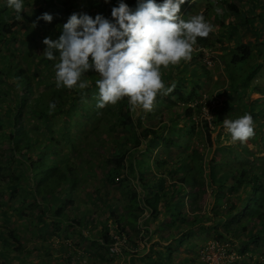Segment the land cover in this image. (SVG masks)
<instances>
[{
    "label": "trees",
    "instance_id": "trees-1",
    "mask_svg": "<svg viewBox=\"0 0 264 264\" xmlns=\"http://www.w3.org/2000/svg\"><path fill=\"white\" fill-rule=\"evenodd\" d=\"M93 2L90 4L92 9L97 7L100 9V15L112 20L111 10L117 7L121 0H114L108 4L102 1L101 6L99 4L97 6L98 1L95 4ZM123 2H127L126 4L135 10L140 0H123ZM157 2L160 3L162 0ZM189 2L190 0H187L185 4ZM45 4L47 7L40 8L34 19L27 20V24L17 20L9 24L6 17L4 19L0 17V103H4L6 107L5 113L1 114L0 111V219L2 220L0 234L6 235L11 240L9 244L16 256L11 259L12 264H20L21 259L17 254L26 252L24 239L18 230L17 222L13 219L15 216L13 213L20 212L25 217L32 216L38 220L40 224L38 233L43 238L50 233L55 234L50 231L53 227L57 232L73 228L77 230L78 239L86 242L90 240L92 245L99 241L100 249L109 252L110 245L114 243V236H123L127 234L128 228L139 225L146 211L150 212L152 218H157L163 206H172L178 193L185 189L191 194L189 196L191 200L196 202V198L202 197L200 194L208 188L207 182L211 179H214V187L218 191L217 201L222 199V203H227V207L225 206L227 209L224 208L227 213L215 210L211 217H205L204 214L197 213L204 210L203 206H200L196 209V216L192 217L190 226L185 227L183 224L185 231L188 227L213 222L210 229L215 231L217 239L222 241L226 240L227 236L244 238L253 231L254 233L263 231L264 171L255 172V167L246 159L245 165L234 170L225 169L230 163L222 159L216 163L224 166V173L229 176L227 180L216 177L215 169L211 175L209 171L206 173L207 162H211L213 166L217 158V152L211 151L214 143L212 135L215 131L211 126L212 124L217 126V115L227 111V108L221 107L216 111L213 109L212 114L216 116L210 125L208 121L198 117L202 111L200 105L190 106L196 103L198 97L196 85L187 91L184 82H173L175 87L172 93L169 96L158 95L155 105L162 104L169 109L170 106L184 104L181 108L182 113L175 116L166 110L160 116L159 125L155 126L146 120V112L138 110L133 114L128 107L127 98L114 106L109 105L98 110L96 104L99 90L95 81L99 77L93 73L85 78L91 85L87 89L57 88L54 73L56 61L48 60L43 56L46 45L38 53L35 50L34 54H31L33 53L31 43L38 40L32 25L39 21L41 24H49L38 19L49 10H51L49 14L55 18V23L59 24L63 21V14L69 19L73 13H84L89 3H81L78 0H46ZM230 7L232 10H239L238 6L233 4ZM1 8L6 6L1 4ZM91 8L88 10L90 11ZM84 14L92 15L91 12ZM217 20L216 31L220 32L224 19ZM214 34H210L207 38H198L197 49L214 46L216 43L212 38ZM60 35L62 33H59L55 40ZM18 42L23 47L30 45L31 49L16 50L14 45ZM246 49L247 55L244 56L238 51L239 55L233 58L234 63L251 57L250 48ZM194 53L196 56L192 60L203 56L201 51ZM35 60L37 65L31 71L21 64L32 63ZM167 72H163L164 78L167 77ZM169 78L171 76H168ZM168 79L166 78L167 82ZM203 81L204 78L200 75L198 82ZM166 86L171 85L169 83ZM90 89L93 91L90 92ZM173 98H176V101ZM50 102L56 104L55 110L51 113ZM55 116L62 117L65 123L63 135L65 141L70 142V157L63 152L61 142L56 139L59 132L52 129L51 121ZM85 127L92 129L91 134H85ZM122 131L130 132L133 138H124L119 134ZM83 132V137L89 141L86 145H91L95 152L89 151L87 147L83 149L81 144L82 149L79 147L78 139ZM185 132L187 136L198 137V149L192 147L194 142L191 139L183 148L192 149V156L198 155L197 158L201 163L203 162V166L197 173L190 170L184 172V175L176 171L168 174L169 168H167L159 175L160 183L148 187L151 181L140 172L137 158L131 156V153L139 150L153 151L159 146L173 148L177 143L180 145L179 142ZM105 143L108 144L106 148H104ZM218 146V150L226 149L222 146V142ZM227 148L233 150L231 146ZM246 152L251 154L249 150ZM82 155L87 156L89 164L95 170V177L101 181L102 186L90 187L86 178L81 181L77 167L70 158L78 160ZM154 176L157 179L158 174L155 173ZM168 178L172 181L169 182ZM239 191H245L243 193L245 197L243 194L237 196ZM150 194L152 198H147ZM78 196L87 199L89 197L96 208H99V204L103 205L108 212L106 215L112 218L114 229H110L109 226L102 228L96 237L98 239L94 241L85 236L83 231L87 227V222L85 223L84 216L89 218V223L92 220L93 228L101 227V222L98 221L101 216L96 220L86 209H84L86 215H79L84 205L76 203ZM93 196L95 199L92 198ZM111 199H116L117 202L113 204ZM11 201L16 202L17 208L11 205ZM25 204H28L27 210H22ZM12 209L14 212L10 213ZM240 214H243L242 217H239ZM109 218L107 220H110ZM221 224L224 228L222 231ZM259 224H261L260 229H258ZM0 255L5 257L3 253Z\"/></svg>",
    "mask_w": 264,
    "mask_h": 264
},
{
    "label": "rangeland",
    "instance_id": "rangeland-1",
    "mask_svg": "<svg viewBox=\"0 0 264 264\" xmlns=\"http://www.w3.org/2000/svg\"><path fill=\"white\" fill-rule=\"evenodd\" d=\"M46 0H23V10L21 13V16L23 19L18 20L17 14L13 9H10L7 7V3L3 0H0V5L4 4L6 8L0 9V17L1 19H8L7 21L9 24H12L13 22L22 21L23 24H27L28 19H34L37 15L36 12L43 8L45 9L47 6L45 4ZM94 1V2H93ZM98 1V4L101 6L102 1L105 3H111L114 0H110V2H106V0H78V2L81 3H89V7H86V11L84 13L91 12L93 18H95L96 15L100 13V9L97 7L91 8V3L93 4ZM126 1V0H125ZM128 2V1H127ZM126 2V3H127ZM260 2H263L261 4ZM256 8L260 7L262 11V16H258L259 19H264V0H257ZM260 4V5H259ZM128 5V4H127ZM254 5V4H253ZM129 6V5H128ZM194 6L185 9V7L181 6V13L180 15L187 19L192 13V8ZM206 6H199L200 11L204 9ZM215 8V6H211ZM89 8L90 11L88 10ZM130 8V6H129ZM197 8H194V11H196ZM252 9V8H251ZM51 10L45 13H50ZM43 13V12H42ZM208 12H204L205 15H209ZM63 14V13H62ZM100 15V14H99ZM251 15V14H249ZM248 15V16H249ZM39 19V18H38ZM55 18L53 17V21L47 25L39 23H35L36 27L33 28L35 31L36 36L38 37L37 42H30L32 45V52L31 54H34L35 50H37V53L43 49L45 46L43 44V40L45 38H51L55 40L57 36H59V33H62L63 25L67 22L68 18L65 17V14H63V21L59 24L55 23ZM223 20V19H222ZM236 22H240L239 20L235 19ZM245 20V19H244ZM214 22H217V20H214ZM225 21V20H224ZM233 19H226L227 26H224V31H221V34H227L230 36V33H227L225 31L229 30L232 32V35L230 37L231 44L228 45L227 43H223V41L219 40L216 41L215 45L210 47L208 49L210 56L212 58V66L207 67L205 69H202L201 65L199 64L200 60L197 59L195 62L190 61L187 63L181 62L179 65L176 66H170L168 69H161L162 71V78L165 82V84L172 85L173 82H184L185 86L187 87V91H190L191 88L196 85L198 89V97L196 98V102L198 105L205 107L211 111L215 107V111L220 109L221 107H226L228 109L227 117L228 119H236L240 116L244 115L245 113H250L254 119V128H255V135L250 138L246 143H240L235 142L233 143L231 141L230 134L227 133L226 129L223 127V121H224V112H220L219 115H217L218 124L217 126H213L212 119H208L207 116L199 115L202 120L208 121L211 126V129H215L212 135V139L218 141H214L212 145L211 151L213 153L217 154V158H215V163L213 166L211 165V162H207L206 164V173L209 171L210 175L211 172H214V169L216 170L215 176L222 178V180H227L228 175L224 173L225 169L234 170L239 166L245 165V159L250 161L252 166L255 167L254 171L259 172L260 170L264 171V35H259L257 40L252 43L251 45L247 44L246 42L249 41V36L245 34V27L243 26H237L236 23L232 24ZM251 21V19H250ZM246 22V20H245ZM239 24V23H238ZM260 26V25H259ZM236 28H239L236 30ZM254 30V29H253ZM258 30H260L258 28ZM225 35L223 37V40L225 41ZM226 35V36H227ZM219 36V35H218ZM221 36V35H220ZM243 37V41H240L237 43L238 38ZM229 40V37L227 38ZM29 43V44H30ZM232 44L238 45L239 48H242L243 50H238L242 56L247 55L245 52H247L246 48H250V56L248 59H245L244 61H239L238 63H234L233 60H230L233 58V55L235 52L229 53L226 55L227 61L224 60L223 53H227V49L232 51ZM239 44H241L239 46ZM15 46V49L18 51L21 50H30L31 46H25L23 47L21 43H17ZM212 48V49H211ZM6 52V51H5ZM36 53V54H37ZM236 55H239L238 52H236ZM24 56V55H23ZM196 56L195 53H193V58ZM223 59V60H222ZM229 64V69L227 64ZM25 69L31 71L35 69V66L37 65V60L32 61V63H21ZM205 64V62H204ZM223 65L225 66V70L223 69ZM17 66V65H16ZM168 71L166 73L167 77L164 78L163 72ZM94 74L97 76L95 71H89L86 73L85 78H87L90 74ZM232 75V79H230V75ZM200 75L203 76L204 81L198 82ZM168 76H171V78L168 79ZM168 79V82L166 80ZM233 80L235 81V84L240 83L238 86H235ZM232 81V84H231ZM93 90L90 89V92ZM255 91H260L261 94L254 93ZM263 92V93H262ZM172 93V92H171ZM170 93V94H171ZM170 94H167L169 96ZM174 101H176V98H173ZM234 101V102H233ZM89 104H91L89 102ZM184 104L177 105V106H170L169 109L167 107L161 105H155L153 110L150 112H146V120L150 124H154L155 126L159 125L160 122V116L161 114L167 110L171 115H179L182 113L181 108H183ZM217 105L219 107L217 108ZM99 110V109H98ZM0 111L1 114L6 112L5 104L0 103ZM198 114V113H197ZM200 114V113H199ZM216 115H214L215 118ZM197 117V116H196ZM207 119V120H206ZM52 129L55 131H58L59 133L56 136V139L59 140L63 147V152L67 154L70 157V142L65 141V135L63 133L65 132V123L63 122L62 117L55 116L52 119ZM75 122V121H74ZM204 124V123H203ZM261 125V127H260ZM91 128L85 127V134H91ZM129 131V130H128ZM120 132L119 134L123 135L124 138H133L131 136L130 132ZM132 131V130H131ZM125 133V134H123ZM184 133V132H183ZM84 132L82 133L80 139H78V145L80 147V144L82 145L83 149H87L89 151L95 152L91 147V145H86L87 139L83 137ZM70 138H73L70 136ZM198 138V137H197ZM197 138H195L193 135L187 136V132H185V135L181 138V141L179 142L180 145L175 144L173 148H162L161 146L156 147L153 151L148 150H139L134 151L131 153V156H135L137 158L138 162V169L140 172L151 181L148 187H154L156 183H160L158 180L159 175L167 168H169L168 174L172 173L173 171L181 173L180 175H184V172L192 171L194 173H197L199 169L203 166V162L201 163L200 160L197 158L198 155H193L192 149L191 150H185L183 147L186 145L188 141H193V146L195 149H198L197 146ZM191 139V140H189ZM73 141V140H72ZM89 142V141H88ZM222 142V146L226 147L224 150H218L219 146L218 144ZM107 143H105L104 148L107 147ZM221 146V147H222ZM233 147V150L228 149L227 147ZM87 147V148H85ZM98 146L95 147L97 149ZM81 148V147H80ZM81 148V149H82ZM249 150L251 154H248L246 150ZM85 153V150L83 151ZM105 155V154H104ZM103 155V156H104ZM72 157V156H71ZM211 161V158L208 157ZM71 162L77 167V173L80 176L81 181L83 179H87L89 181L90 187H95L96 185L102 186L101 181L97 180L95 177V170L92 168V166L88 162V158L85 155H82L79 157L78 160H75L73 158H70ZM224 160L229 165L224 166L221 164H217L216 161L218 160ZM211 165V166H210ZM210 166V167H209ZM89 167V168H88ZM158 174L157 179L155 178L154 174ZM209 175V177H210ZM214 176V177H215ZM180 177V176H178ZM169 179V178H168ZM172 180L169 179V182ZM171 183H169L170 185ZM208 188L205 190V192H202L200 195L202 197L196 198L197 203L200 206H203L204 210L202 211L205 217H211L212 214H214L215 210L217 211H225L227 208V203L223 202L222 199L220 201H217V197H219L217 189L215 186L214 179H211L207 182ZM79 188H81L79 184ZM190 189V186H189ZM80 191V189H79ZM227 191V190H225ZM102 192L105 193L104 189H102ZM245 193V191H239L237 196L242 195ZM149 194V193H148ZM169 195L171 193H168ZM176 200L173 202L172 206L165 207L162 211V216L166 212L171 213H178L180 214V217L183 213L186 212L184 208L187 205V202H192L191 197H189L191 194L187 192V189L182 190L178 193ZM70 195H73L70 193ZM230 198V196H227V198ZM243 197L245 195L243 194ZM95 199V197H92ZM113 198V197H112ZM147 198H152L151 194L147 196ZM7 200V198H6ZM112 203L115 204L117 201L116 199H111ZM226 200V199H225ZM76 203H81L84 205L82 210L79 211V215H86L84 212V209L88 210L91 215L94 214L97 219V215L99 212L101 213V219L98 220L101 222V228H105L107 226L112 227L113 222L112 218L106 214L108 212L105 211V208L103 205L99 204V208H96L91 202L88 197H82L78 196L76 199ZM180 203V205H178ZM19 204V203H18ZM11 205H13L14 208H17L16 202L11 201ZM21 205V204H20ZM28 204H25L22 207V210H27L26 206ZM208 205V206H207ZM216 206L214 209H210L212 206ZM162 206V204H161ZM226 206V207H225ZM209 207V209H208ZM226 208V209H224ZM14 210H10V213H13ZM205 212V213H204ZM53 213V211H51ZM146 213V212H145ZM225 213H227L225 211ZM14 220L18 224V230L21 232L23 239H24V247H26V252H22L18 255V258H20L21 264H36V261H39V264H57L58 261L61 258H55V255H59V253H55L51 251V245H47V241L50 238H53L54 235L51 233L47 235L46 238L42 239L39 235V227L40 224H38V220L34 219L32 216L25 217L20 212L18 214L13 213ZM243 214H240L239 217H242ZM81 216V217H83ZM99 218V217H98ZM109 218L110 220H107ZM87 223V230H93L94 228L90 226L92 224V220L89 223V218L85 217L83 218ZM227 218H224L226 220ZM107 220V221H106ZM221 222V218L219 219ZM2 220L0 219V223ZM213 224L207 223V225H203L200 230L193 231L192 234L189 236L190 241H186L184 237L185 235L182 234L183 238L181 243L182 248H179L175 254V259L171 262V264H208L207 261L205 262L204 259H202V256H195L194 253H199V250L201 247H203V242L205 240L207 242L210 241H217L222 247L221 252L219 254L223 253V257H218V263L215 264H264V230L258 231V233L251 232L248 237L244 238H237L236 236H227L226 240H219L216 237V232L210 229V227ZM201 226V225H200ZM90 227V228H89ZM185 227L186 224H185ZM261 224L258 225V229H260ZM191 228V227H190ZM224 228L222 224L220 225V230L222 231ZM101 229L98 228L97 232H99ZM193 233H196L193 237ZM254 233V234H253ZM93 234V232H91ZM258 237V239L256 238ZM205 240H201V239ZM54 239V238H53ZM9 238L6 235L0 234V253H3L4 256L0 255V264H12V260L15 256V253L13 252L12 247L9 244ZM186 241V242H184ZM192 241L196 242L198 244L197 247L190 246L192 244ZM49 242V241H48ZM204 245H207V243ZM191 247L192 252H190L189 248ZM186 249V250H183ZM189 249V250H188ZM194 252V253H193ZM8 254V256L6 255ZM20 256V257H19ZM16 257V256H15ZM111 257V256H110ZM200 258V259H199ZM116 259V256L112 259V263L114 264H125L123 259H120L118 262L114 261ZM189 262V263H187Z\"/></svg>",
    "mask_w": 264,
    "mask_h": 264
},
{
    "label": "clouds",
    "instance_id": "clouds-1",
    "mask_svg": "<svg viewBox=\"0 0 264 264\" xmlns=\"http://www.w3.org/2000/svg\"><path fill=\"white\" fill-rule=\"evenodd\" d=\"M216 1L222 3V0ZM186 2L140 0L133 10L121 0L111 10L112 20L99 14L93 18L88 14L73 13L63 25L62 35L58 39L43 40L46 45L43 56L56 61V87L87 89L91 85L85 79V74L94 70L99 77L95 81L99 90L96 104L98 109L114 106L127 98L133 114L138 110L152 111L158 95L170 94L175 87L174 83L166 86L162 68L168 69L181 62H195L192 60L193 53L200 51L203 53L202 58H199L202 69L213 64L208 51L210 47L197 49V44L198 38H207L216 31L218 20L213 24L206 19L207 15L199 9V6H206L203 0ZM6 3L8 8L16 12L18 20L23 19V0H6ZM209 4L215 6L213 9L216 14H222L221 5L214 4V1H209ZM181 6L185 9L194 6L189 18L180 15ZM194 8H197L196 11ZM39 19L51 23L53 16L45 13ZM32 26L35 28L36 24ZM235 55L236 52L233 58ZM207 57L211 64L207 63ZM228 75L232 79V75ZM254 93L261 94L260 91ZM195 104L197 102L190 106ZM55 108V102H50V113ZM223 127L233 143H246L255 135L254 119L250 113L236 119L226 118ZM120 237L127 238V235Z\"/></svg>",
    "mask_w": 264,
    "mask_h": 264
},
{
    "label": "crops",
    "instance_id": "crops-1",
    "mask_svg": "<svg viewBox=\"0 0 264 264\" xmlns=\"http://www.w3.org/2000/svg\"><path fill=\"white\" fill-rule=\"evenodd\" d=\"M204 5L206 7L202 9V13L208 12L209 15H207L206 19L210 20L214 24V20L217 19H224V23L222 24L221 31H224V26H227L226 19H233L232 24L236 23L237 26H243L245 27V34H247L250 38L249 41L246 43L251 45L254 43L258 38L259 35H264V19H259L258 16H262V11L260 7L256 8L257 0H222V3H218L216 0H203ZM209 1H214V4L221 5L222 8V14L218 15L215 13L213 7H211V4H209ZM263 4V2H260ZM233 4L234 6H238L239 10H232L230 5ZM254 4V5H253ZM260 5V4H259ZM252 8V9H251ZM210 9V10H209ZM207 13V14H208ZM251 14V15H249ZM249 15V16H248ZM239 20L240 22H236V20ZM246 22H245V20ZM251 19V21H250ZM256 25V26H255ZM260 25V26H259ZM218 27V26H217ZM228 27V26H227ZM258 28L260 30H258ZM239 28H236L238 30ZM254 29V30H253ZM221 31H216L215 34L212 36L214 39L213 41H223V43H227L228 45L231 44V35L232 32L227 30L225 32L230 33L229 35H225V41L223 40L224 35L221 34ZM219 35V36H218ZM221 35V36H220ZM229 37V40L227 39ZM237 43L240 41H243V37L238 38ZM241 44H239L240 46ZM227 53H223L224 60L227 61L226 55L232 52H238L239 47L238 45L232 44V51L227 49ZM233 55V53H232ZM222 59V60H223ZM231 60V59H230ZM229 69V64L226 63ZM223 69L225 70V66L223 65ZM263 93V92H262ZM234 102V101H233ZM224 112V111H222ZM224 120L227 117L228 109L224 112ZM218 141V139L213 140ZM224 146V145H223ZM193 201V200H191ZM180 205V203H178ZM208 206V205H207ZM199 204L197 201L193 202H187L186 207L184 210H186L185 213H183L180 217V214L178 213H171L166 212L162 216V211L165 208L161 209L160 215L157 218H152L150 212L146 211L144 218L141 220L139 225H136L132 228H128L126 230L127 232V244L126 246L121 250V252L116 255V259L114 261H119L120 259L124 260L125 264H171V262L175 259V254L179 248H182L179 243L183 242L182 239L184 234V237L186 241H190L189 236L192 234L193 231H198L201 228L203 229L202 225L199 224L195 227H188V229L185 231L183 228V224H186V226H190L193 216H196V209H198ZM216 206H212L210 209H214ZM205 208V207H204ZM209 209V207H208ZM209 209V210H210ZM215 210V209H214ZM199 214H203V212H198ZM205 213V212H204ZM213 215V214H212ZM94 216V214H93ZM101 216V213L94 218L98 220ZM99 217V218H98ZM184 218H186V221ZM86 223V221H85ZM209 223L210 225L213 224V222H205L203 225H207ZM201 225V226H200ZM92 226V224H90ZM90 228V227H89ZM104 228V227H103ZM98 228H94L93 230H87L83 231L85 236L90 237L92 241L97 240L99 232H97ZM100 229H102L100 227ZM110 229H114V225L110 227ZM52 233H55L53 238H50L46 243L47 245H51V251L55 253H59V255H55V258H61L60 260H57V264H68V257L70 256L74 257L77 261L81 262L83 259H86L89 264H114L112 263V259L115 257H110L109 252H106L102 249H100L99 241L97 244L92 245L89 242L83 241V239H78L77 237V230H74L73 228L65 229V231L57 232L56 229L53 227L50 230ZM93 232V234H91ZM196 233H193L192 237ZM47 237V235H46ZM45 237V238H46ZM40 238L44 239L40 236ZM202 241L205 239H201ZM184 241V242H186ZM204 243L208 244V242L205 240L203 242V247L199 250V253H194L195 256H202L203 259V249L207 246L204 245ZM190 246L197 247L198 244L194 241H192V244ZM74 248V250H73ZM190 249V250H189ZM188 250L192 252L191 247ZM186 250V249H183ZM103 257V259L101 258ZM200 259V258H199ZM36 264H39V261L35 262ZM189 263V262H187ZM21 264V263H20ZM123 264V263H121ZM191 264V262L189 263Z\"/></svg>",
    "mask_w": 264,
    "mask_h": 264
},
{
    "label": "built area",
    "instance_id": "built-area-1",
    "mask_svg": "<svg viewBox=\"0 0 264 264\" xmlns=\"http://www.w3.org/2000/svg\"><path fill=\"white\" fill-rule=\"evenodd\" d=\"M208 56V54L206 53ZM207 57V63L211 64V62L208 60ZM204 105L202 107L201 115L207 116L208 119H212V110L209 111ZM207 120V119H206ZM127 238L126 237H120V236H114V243L110 245L109 247V255L111 257H114L118 255L121 250L126 246ZM223 246H221L217 241H210L208 242L207 246L203 249V259L205 262L207 261L208 264H215L218 263V257H223V253L219 254L221 252ZM74 250V248H73ZM68 264H89V262L86 259H83L81 262L77 261L74 257L70 256L68 257Z\"/></svg>",
    "mask_w": 264,
    "mask_h": 264
}]
</instances>
